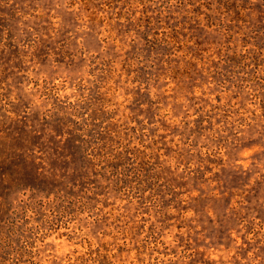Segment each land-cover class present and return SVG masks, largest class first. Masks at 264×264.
Wrapping results in <instances>:
<instances>
[{"label": "rangeland", "instance_id": "374dc122", "mask_svg": "<svg viewBox=\"0 0 264 264\" xmlns=\"http://www.w3.org/2000/svg\"><path fill=\"white\" fill-rule=\"evenodd\" d=\"M96 107L98 124L129 116L138 129L124 138L146 153H130L125 189L80 157L99 128L89 119L80 133V113ZM27 141L46 147L41 168L16 152ZM83 175L99 180L94 193ZM199 182L220 198L194 200ZM11 188L33 215L15 222L10 264H113L112 252L124 264H264V0H0V191ZM230 203L237 231L196 243L203 227L221 233L194 210L222 220Z\"/></svg>", "mask_w": 264, "mask_h": 264}, {"label": "trees", "instance_id": "16d2710c", "mask_svg": "<svg viewBox=\"0 0 264 264\" xmlns=\"http://www.w3.org/2000/svg\"><path fill=\"white\" fill-rule=\"evenodd\" d=\"M92 22L95 21V19H91ZM108 109V108H107ZM108 113V112H107ZM106 112L99 108H90L85 114L80 113V133L85 134L84 132L90 131L89 125L87 124L86 121L89 119L92 121H95L93 123L95 126L98 125L99 128L95 132L96 136L88 135L85 139H83L80 142V157H84L85 159L96 163V168L93 169V171H96L97 177L103 184L109 185L110 189L114 192L116 189H125L127 186L125 184V181L122 179L124 171H126V161L129 158L130 153H134L135 155H140L145 157L144 151H139L135 152L133 151L135 149L134 146H131V144L128 142L125 136V132H132L130 135L132 136V139L135 140L138 129L129 124V116H126L123 119H118L115 118V116H112L111 118L107 119V123H104V125H100L97 123V120H100V118H97L98 116H105ZM176 120L172 119L169 120L170 125H175L177 124ZM92 125V123H91ZM126 126V127H125ZM133 127V128H132ZM22 131L21 134H30L27 130L23 129L21 127ZM114 139H117L116 142ZM45 146L42 144H39L37 142L32 143L31 141H27L22 145L16 147V152L20 153V157L22 158H28L30 162L35 163L38 168H41L39 165V162L42 163L43 159H45L46 151H45ZM65 154V155H64ZM64 156H66V152L63 153ZM151 158L152 156H148ZM6 173H3V176H5ZM1 176L3 179H6L5 177ZM21 177L15 178V180L21 179ZM83 177V178H82ZM209 177V176H208ZM207 177V178H208ZM94 178V176H93ZM89 180V183L87 182ZM99 180H92V177L88 176H81L80 177V185L82 182H85V185H83V188L80 189L81 191H89L94 193L93 191L95 190L94 185L97 181ZM201 182V181H200ZM196 183L195 188L191 192L195 196H193L194 200H200L205 197L209 198H220V195L215 194L214 192H207V190L204 188V185L202 183ZM87 183V184H86ZM21 185L19 188L16 189H21L22 187H26L25 189H31V187L37 186V184H25L24 182L19 183ZM24 189V188H22ZM17 191H14V188H11V190H3L0 191V258H4L6 261V264H10L9 258H7L6 254H12L15 250L19 249V245L16 246V243L13 239V235H15V222H19L21 220H29L32 217V209L29 207H26V209H23L21 206H15L14 205V195ZM39 193L42 194L40 198V202H47V193L44 191H40ZM138 201L134 203V195L128 198L127 205H132V204H138L139 201L142 199V196L138 195ZM9 198V200H8ZM156 203L158 205H161V202L157 199L154 198ZM126 200V199H125ZM119 202H121L120 198L118 199ZM45 205V203L43 204ZM237 204H228L224 210V216L226 219H220V216L217 215L216 212H213L212 215H210L208 212H206V208H200V210L195 209L194 212L197 215H205L210 221V226L211 228L214 227L215 225H220V228L218 230L219 234H210L207 235L206 233L207 228L203 227L201 230L199 236L196 238L198 241L203 238V243H208L207 246H210L212 243L215 245H218L221 243V239L224 238V235L222 234L223 232L231 233L233 234L234 231H237L236 228L238 227L237 224L240 221V214L237 212ZM201 204H199V207ZM149 208L150 207H146ZM173 209L176 208V206H172ZM208 206V211L209 210ZM183 211L185 213L188 212V209L185 207L183 208ZM187 215V214H186ZM228 219V220H227ZM229 219H233L235 221V224H229L231 221ZM200 220L198 221V223ZM217 222V223H216ZM228 222L227 226H225L224 229V223ZM2 224L5 226L3 228ZM233 225V226H231ZM197 227V226H196ZM9 229V233H4L3 230ZM194 229V227H193ZM17 234V233H16ZM207 235V238H204V235ZM150 239H153L154 242L150 241L147 242V248L156 246L155 241H157V237H152ZM148 238L145 240L147 241ZM212 241V242H210ZM27 244V242H26ZM209 248V247H208ZM13 255V254H12ZM20 254L14 255L15 257H19ZM111 261L113 264H124L126 262L125 259L122 258V256H116L115 254H111L110 256ZM130 263V262H129Z\"/></svg>", "mask_w": 264, "mask_h": 264}]
</instances>
